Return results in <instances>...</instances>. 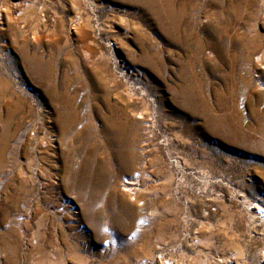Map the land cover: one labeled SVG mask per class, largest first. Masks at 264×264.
<instances>
[{
	"label": "rangeland",
	"instance_id": "obj_1",
	"mask_svg": "<svg viewBox=\"0 0 264 264\" xmlns=\"http://www.w3.org/2000/svg\"><path fill=\"white\" fill-rule=\"evenodd\" d=\"M256 208L264 0H0V264H264Z\"/></svg>",
	"mask_w": 264,
	"mask_h": 264
},
{
	"label": "bare ground",
	"instance_id": "obj_2",
	"mask_svg": "<svg viewBox=\"0 0 264 264\" xmlns=\"http://www.w3.org/2000/svg\"><path fill=\"white\" fill-rule=\"evenodd\" d=\"M46 139V138H45ZM48 140L46 139V140H43V145L41 146V147H44V146H47L48 145ZM45 150V149H44ZM131 184H133V182L132 181H130V180H127L126 182H123V188H125V189H127L129 192H131L133 189H134V187H132V185ZM249 205H252L251 203H249ZM254 208H255V206L254 205H252V207H251V211L253 212V210H254ZM260 210L259 212L262 214L261 215V217L263 218V220H264V210L263 209H259V208H256V210ZM261 258H262V262H264V251H263V253H262V255H261ZM160 262H162V264H164V261H163V259H161L160 258V261L157 259V258H155V257H153L152 255L150 256V257H141V258H139V260H138V264H159Z\"/></svg>",
	"mask_w": 264,
	"mask_h": 264
}]
</instances>
